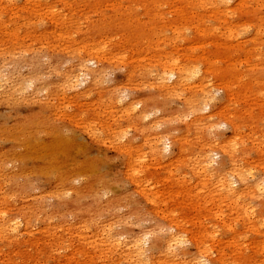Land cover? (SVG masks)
<instances>
[{
  "label": "rangeland",
  "instance_id": "rangeland-1",
  "mask_svg": "<svg viewBox=\"0 0 264 264\" xmlns=\"http://www.w3.org/2000/svg\"><path fill=\"white\" fill-rule=\"evenodd\" d=\"M196 1L0 0V264H264V0Z\"/></svg>",
  "mask_w": 264,
  "mask_h": 264
},
{
  "label": "bare ground",
  "instance_id": "bare-ground-1",
  "mask_svg": "<svg viewBox=\"0 0 264 264\" xmlns=\"http://www.w3.org/2000/svg\"><path fill=\"white\" fill-rule=\"evenodd\" d=\"M218 1L224 2V0H197L196 2H199V4L201 3V5L202 4L205 5L208 3V5L215 6V5H217ZM88 61H90L89 63L92 62L91 60H88ZM93 65H97V64L93 63ZM97 75H98L97 71L91 72V73H86L85 75H82L83 76L82 79H83V81H86V78H87L90 80H95V82H96V79H97L96 77H98ZM198 75H199V70H197L196 67L192 66L189 69H187V68H182V67H180V65L176 64L175 68L173 70L167 71L164 74V76L160 77L158 80H159L162 88L171 89L176 84L181 85L186 81H190V80H193L195 78H198L199 77ZM203 77L205 78V75ZM208 94L209 93L206 94L205 98L209 97ZM137 106H138L137 104L132 105V108L130 107L129 110L134 111V110H136ZM208 106H209V104H205V108L201 109L200 111L207 110L209 108ZM210 129H212V127L210 125H208V130H210ZM233 158H234V156H233ZM233 162H235V161L233 160ZM213 164H214V161L211 160L210 157L204 158L200 162V165L198 167V171H196L197 174L199 175V173H200L205 178L206 173L211 172V169L213 171L215 170L212 167ZM238 183L241 184L242 187H245L247 191L250 189V186L248 185L250 182L248 181V178L244 177L243 175L237 176L233 173V174H230L228 176L226 175V176L222 177V179L219 180L218 187H217V190H218L217 192L219 193V196H224L227 200H231V201L239 200L240 199L239 197L241 196V194L238 192ZM254 188L256 189V191L259 190V191L264 193V185L262 183H258ZM246 213L249 214L250 213L249 210H246ZM148 241H149V238L147 237L145 241H143V239H138L135 241H127L126 243H123V242H121V240H119V241L118 240L117 241L112 240L111 236L109 235V238L107 239L106 242L109 243V247L113 249V250L110 249V251H112V253L114 252V250L117 252L120 251V253L118 255L121 256L122 260H126L130 264H140L144 261V258L146 256L147 250L145 249V246L148 244ZM184 243H185L184 239L179 234L173 233L171 231L169 238L165 242V247H166L165 251L171 259H173L174 261H175V259L178 260L177 258L181 254L179 252H177L176 248L181 247V245H183ZM199 261L200 260H198V262Z\"/></svg>",
  "mask_w": 264,
  "mask_h": 264
}]
</instances>
